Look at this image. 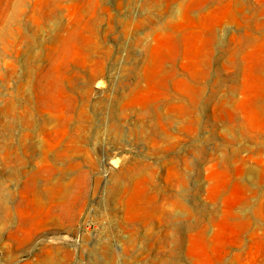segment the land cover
<instances>
[{"label": "rangeland", "instance_id": "rangeland-1", "mask_svg": "<svg viewBox=\"0 0 264 264\" xmlns=\"http://www.w3.org/2000/svg\"><path fill=\"white\" fill-rule=\"evenodd\" d=\"M66 250L264 264V0H0V264Z\"/></svg>", "mask_w": 264, "mask_h": 264}, {"label": "bare ground", "instance_id": "bare-ground-1", "mask_svg": "<svg viewBox=\"0 0 264 264\" xmlns=\"http://www.w3.org/2000/svg\"><path fill=\"white\" fill-rule=\"evenodd\" d=\"M82 127L79 126L77 127V130ZM68 190L66 188V185L65 184H61V183H58L57 186H56V194L58 197H61L63 194H67ZM57 253V251H56ZM64 256H63V259L59 262V264H68L69 260H70V256L72 255L71 251L69 250H66L64 251ZM47 263V260H43V259H40L38 260L37 264H46Z\"/></svg>", "mask_w": 264, "mask_h": 264}]
</instances>
